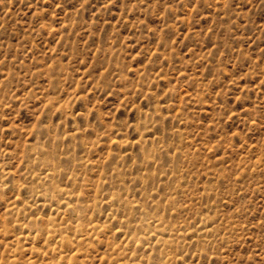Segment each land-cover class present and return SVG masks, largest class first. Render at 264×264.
<instances>
[{"label": "rangeland", "instance_id": "1", "mask_svg": "<svg viewBox=\"0 0 264 264\" xmlns=\"http://www.w3.org/2000/svg\"><path fill=\"white\" fill-rule=\"evenodd\" d=\"M0 264H264V0H0Z\"/></svg>", "mask_w": 264, "mask_h": 264}, {"label": "bare ground", "instance_id": "2", "mask_svg": "<svg viewBox=\"0 0 264 264\" xmlns=\"http://www.w3.org/2000/svg\"><path fill=\"white\" fill-rule=\"evenodd\" d=\"M56 175V174H55ZM71 209V208H70Z\"/></svg>", "mask_w": 264, "mask_h": 264}]
</instances>
